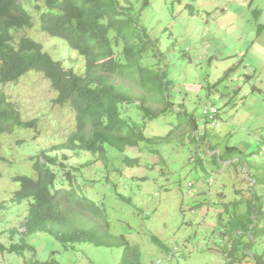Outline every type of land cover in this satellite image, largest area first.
<instances>
[{
  "label": "rangeland",
  "instance_id": "374dc122",
  "mask_svg": "<svg viewBox=\"0 0 264 264\" xmlns=\"http://www.w3.org/2000/svg\"><path fill=\"white\" fill-rule=\"evenodd\" d=\"M20 2L37 13L34 3L43 0ZM35 19L39 25L38 16ZM140 27L146 28L154 42L144 61L167 69L175 83L173 101L185 104L198 119V128L192 132L195 142L162 143V155H152L144 144L111 153L108 167L123 172H114L102 187L110 202L112 231L125 234L141 247L143 264H224L226 257L218 251V245H224L219 213L230 205L231 212L224 215L226 222L232 212L244 210L238 200L246 205L257 196L264 209V182H260L264 179V0L253 4L250 0H150ZM24 32L43 43L58 60H68L71 55L70 64L82 70L84 58L65 41L38 27ZM0 90L24 119H38L36 128H16L0 135V153L6 157L0 162V242L10 245L20 240L19 235L13 237L12 229L21 230L27 216L25 203L11 201L13 176L33 174L35 156L66 140L75 127V112L70 106L53 103L56 92L41 72L30 71L16 82L1 85ZM206 107L219 109L216 123L220 125L206 122ZM173 119L172 113L157 118L152 125L158 129L152 130L165 135ZM204 133L219 152L234 145L243 154L229 161L216 159L207 141L200 140ZM58 154L60 159L67 156L64 161L81 177L105 176L99 161L84 166L96 159L85 152ZM126 155L139 158V166L128 167ZM85 188L93 191L91 185ZM119 194L132 200L124 202ZM253 218L255 225H264V214ZM153 235L170 252L175 250L172 257L153 241ZM28 241L36 247L37 258L46 261L53 257L60 264H119L123 254L121 247L87 243L65 250L44 232L29 236ZM254 250L264 252V236ZM29 257L30 253L0 252V263L25 264Z\"/></svg>",
  "mask_w": 264,
  "mask_h": 264
},
{
  "label": "trees",
  "instance_id": "16d2710c",
  "mask_svg": "<svg viewBox=\"0 0 264 264\" xmlns=\"http://www.w3.org/2000/svg\"><path fill=\"white\" fill-rule=\"evenodd\" d=\"M250 1L253 4L254 0ZM149 3L150 0H141L140 4L137 0H43V3H34L37 12L34 13L32 9V12L25 9L20 0H0V86L16 82L30 71L41 72L56 92L53 103L70 106L75 112V127L66 140L35 156L33 174L13 176L15 188L11 201L14 205L25 203L27 216L23 229H12L13 237L19 235V241L10 245L0 242L3 255L30 253L25 264H60L53 257L46 261L37 258L36 247L29 243V236L44 232L65 250L82 243L121 247L119 264H143L141 247L129 241L125 234L112 231L110 202L102 187L106 181L110 182L114 172L121 175L123 172L108 167L110 155L124 153L140 144L148 147L152 155H162V143L195 142L192 132L198 128V119L185 104L177 105L173 101L175 83L167 69L144 61L154 45L146 28L140 27ZM33 27L60 38L77 51L84 58L82 70L70 64L71 55L68 60H58L43 43L24 32ZM209 108L206 122L219 125L216 123L219 109L212 112ZM170 113L174 119L168 132L162 135L153 131L158 129L152 125L154 120ZM37 126V118L24 119L12 99L0 90V135L11 134L16 128ZM200 140L207 141L208 149L215 151L213 156L221 161L243 154L234 145H227L219 152L218 146L208 142L205 133ZM59 151L85 152L95 157L84 166L101 162L104 178L79 176L64 161L67 156L60 159ZM5 160L0 153V162ZM124 161L128 167L139 166L140 162L131 155H126ZM86 185H91L93 191L88 192ZM120 195L124 202L132 200ZM237 204L244 210L232 212L230 220L225 222L224 217L226 212H231L230 205L219 213L223 220L218 225L222 228L224 245H218V251L226 257L224 264L248 261L264 264V252L254 250L263 241L264 225L260 222L255 225L253 218L264 214L262 198L257 196L255 202L250 200L246 205L238 200ZM152 238L160 248L169 250L158 236Z\"/></svg>",
  "mask_w": 264,
  "mask_h": 264
},
{
  "label": "built area",
  "instance_id": "2783aa9c",
  "mask_svg": "<svg viewBox=\"0 0 264 264\" xmlns=\"http://www.w3.org/2000/svg\"><path fill=\"white\" fill-rule=\"evenodd\" d=\"M209 108V107H208ZM208 108H206V113L209 111ZM212 112H215L216 111V108L215 107H210L209 108ZM212 116V115H211ZM213 117V116H212Z\"/></svg>",
  "mask_w": 264,
  "mask_h": 264
},
{
  "label": "clouds",
  "instance_id": "9594fccd",
  "mask_svg": "<svg viewBox=\"0 0 264 264\" xmlns=\"http://www.w3.org/2000/svg\"><path fill=\"white\" fill-rule=\"evenodd\" d=\"M217 110V109H216ZM215 125V123H213ZM219 124V123H218ZM220 125V124H219ZM23 229V228H22ZM175 250L172 249V251L168 254L169 258L172 257V253L174 252Z\"/></svg>",
  "mask_w": 264,
  "mask_h": 264
}]
</instances>
